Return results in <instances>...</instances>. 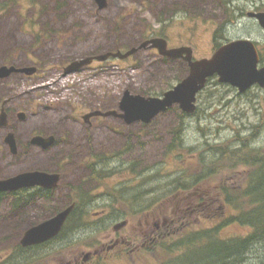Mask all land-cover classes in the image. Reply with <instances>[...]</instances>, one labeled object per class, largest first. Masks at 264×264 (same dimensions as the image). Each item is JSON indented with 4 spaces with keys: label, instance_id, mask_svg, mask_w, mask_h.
Here are the masks:
<instances>
[{
    "label": "rangeland",
    "instance_id": "rangeland-1",
    "mask_svg": "<svg viewBox=\"0 0 264 264\" xmlns=\"http://www.w3.org/2000/svg\"><path fill=\"white\" fill-rule=\"evenodd\" d=\"M1 5L5 6L4 16L7 15V18H1L4 23H1L0 29L10 27V36L6 39L7 47L0 52V63L11 58L14 63L21 64L27 62V57L34 59L36 56L46 64L45 69H49L67 59L87 58L84 54L95 51L97 55L117 51L125 53L153 38L165 39L169 47L192 48L195 58L209 57L213 55V49L221 44L239 39H249L261 50L262 56L264 54V29L247 16L248 13H262L264 0H107L106 7L100 12L92 0H0ZM55 37L59 39L58 45ZM73 60L64 66L58 65L59 73L53 70L46 73L47 76L59 77L45 80L44 84L53 83V86L48 88V92L42 90L34 93L38 98L33 93L29 97H21L25 90H31L29 83L25 84L26 87H14L12 92V97L17 98L15 104L28 114L24 123H15L19 146L27 142L32 128L57 134L66 130L67 141L44 156L38 150L20 146L22 154L15 160L8 151H3L0 156V178L22 170L50 172L55 165H65L57 194L60 204L54 202L57 208L68 201L69 186L86 181L87 171L81 166L70 165L83 163L82 159L85 157L86 160L90 148L97 154L106 153L97 161L106 166L102 170L111 175V179L107 180L109 185L104 188L111 200L101 193L103 189L96 182L84 181L82 190L92 194L87 199L91 202L90 206L84 208L89 223L84 219L86 222L77 224L70 236L76 241V253L100 248L101 243L96 246V242L98 239L101 242L103 235L112 232L113 225L118 221L116 216L130 221V228L120 229V234L127 238L139 230L149 231L152 221L161 214H166L169 222L173 216L176 223H180V216L185 218L184 222L174 227L175 231L184 227L203 231L221 224L220 217L214 218L222 205L223 194L220 190L223 187L231 189L242 186L249 167H229L226 162H219L213 169L215 166H211V162L219 155L212 148L222 150L228 144L230 149H236L245 139L248 147L264 151V89L255 86L239 94L237 89L218 83L217 77H213L197 96V110L192 116L185 117L175 106L159 115L151 126L142 129L143 135L148 137L144 141L120 144L97 136L95 131L90 147L82 130L68 119L72 106L81 104L102 107L106 111L117 110L125 91L144 98H159L184 79L188 70L181 62H162L158 55L141 50L134 61L111 60L103 72L93 71L92 74L86 72L61 78L63 70ZM31 102L33 104L29 106ZM48 105L54 109L46 110ZM137 128L121 130L137 133ZM171 133L176 138L180 137L176 144L181 147L175 145L172 150L169 148L173 144L170 143L173 137ZM117 150L121 153L116 154ZM1 164L7 165L8 169ZM210 167L216 171L199 179L196 184L189 180L188 177L198 172L203 174L205 168ZM179 176L187 178L184 183H179L186 190L172 191L170 184ZM95 180L103 183V178L98 176ZM142 191L146 194L143 198L140 195ZM76 194L73 196L75 200ZM187 201L193 206L186 207ZM111 203L118 211H114ZM44 207L45 211H41L45 215L51 207ZM141 208L146 209L140 211ZM0 210L6 216L7 204H1ZM103 210L107 214L101 218L95 217ZM145 219L151 223L149 228L143 224ZM138 221L141 226H138ZM29 224L1 221L0 234L24 232ZM97 228L104 231L100 232ZM248 232V228L235 223L220 228L218 234L232 238ZM130 238L133 248L145 243L135 240V237ZM173 240L170 238L166 246ZM108 243L104 242L105 245ZM90 246L91 249H85ZM136 248L126 250L124 255H110L101 264L155 262L147 251ZM154 256L159 261L164 257L163 249L158 247ZM257 258L260 264H264V249L261 247L251 249L244 264H253Z\"/></svg>",
    "mask_w": 264,
    "mask_h": 264
},
{
    "label": "flooded vegetation",
    "instance_id": "flooded-vegetation-1",
    "mask_svg": "<svg viewBox=\"0 0 264 264\" xmlns=\"http://www.w3.org/2000/svg\"><path fill=\"white\" fill-rule=\"evenodd\" d=\"M92 1L98 8V12L102 11L107 5V0H104L102 5L99 4L97 0H92ZM4 10H5V6L1 5L0 20L6 13V11ZM262 13H264V11H262ZM249 14L252 13H248L247 14L248 17ZM4 18H7V15H5ZM249 18L254 19V17H249ZM26 21L29 22L30 20L26 19ZM35 22L36 20L33 21V23ZM1 23L4 22L1 20L0 25ZM34 27L35 25L33 26V28ZM9 29L10 27L5 29H0V52L7 47L6 39L8 36H10ZM154 39L164 40L166 42L167 50L178 49V46L169 47L168 42L163 38H153L150 40H145L141 42L138 47H140L143 43ZM55 40H56V45H58L59 39L55 37ZM226 43H229V41L221 44L218 48L213 49L214 50L213 52H216L221 46H223ZM254 45L256 47V51L259 58L258 68H262L264 66V54L262 56L261 50L258 49L256 44ZM151 46L152 44L148 43L146 47L141 49L139 48L136 51V53L122 60L116 58H108L105 61H97L93 59L88 65L82 66L78 71H75L74 73L68 75H78L86 72L92 74L93 71L103 72L107 68L108 63L111 60L123 62L131 59L132 61H134L136 55L141 50L149 51L154 55H158L162 59V62L164 61L181 62L183 65H185L186 69L189 70L188 63L183 58H177V59L169 58L167 56L161 55L156 47H151ZM138 47H134V48H138ZM84 55L88 57L98 56L96 51ZM182 57H185V55H182ZM209 57L195 58L192 50V61L206 59ZM77 58L78 57L67 59L57 64V66L52 65L49 69H45L46 64L41 60V58L36 56L34 57V59L27 57V62L21 64L14 63L11 58L10 60H4L0 63V156H2V152L6 150L8 151V154L16 160L22 154L20 150L22 148H20V146L38 150V152L41 153L42 155L49 154V152L52 149H54L56 146L67 141L68 133L66 130L62 131L60 134H57L55 132L47 133L43 129L41 130V129L32 128L29 133L27 142L19 146V139L17 137V133L15 132L16 131L15 123H24L28 117V114L21 111V109H19L18 106L15 104V100L17 98L12 97V92L14 91V87H18V85L26 87L25 85L26 83H29L31 85V90L29 92H26L25 90V92L21 95V97L23 96L29 97V94L32 93L33 96H36L34 93H37V91H42V90H46V92H48L50 90L48 88L53 86V83H49L46 85L44 84V81L47 79L58 78L59 76L57 77L47 76L46 73L52 70L59 73L60 67L58 65L64 66L70 63L69 61L73 59L77 60ZM68 75L64 76V72H63V77L61 78L66 79ZM22 83H24V85H22ZM261 89H264V87ZM36 98H38V96H36ZM32 104L33 102L29 103V106H32ZM50 106L51 105H48V107H46V110L54 109L53 107ZM171 109L172 108L167 109L164 112L158 113L148 123H144L141 121L127 123L123 117L124 116L123 112L120 111L119 109V105L117 106V110L111 109L106 111L102 107H91L88 105L86 106V105L78 104V106L76 107L72 106L71 111L68 114L69 115L68 119L72 120L79 127V129L82 130L83 135L85 136V139L89 142L90 147L93 142L95 131H97V136L99 135V137L101 138L107 137L109 140L120 142V144H128V143L131 144L134 142L139 143L140 141L146 140L148 137L143 135L142 129L151 126L159 115L166 113ZM182 115H184L185 117L192 116V115H186L184 113H182ZM122 128H128V129L137 128L138 132L137 133L122 132L121 130ZM171 135H173V137L170 143L180 141L179 139L180 137L176 138L174 133H171ZM90 151L86 154L87 157L86 160L84 159L85 157L82 159L84 160L83 163L81 164L75 163V165L74 164L70 165L73 167L81 166L83 169H85L87 171V174L85 175L86 181L81 180L79 181V183L71 187L70 186L68 187L70 197L68 201L61 207L59 206L55 208L54 202L60 204V200L57 197V194L60 191L61 178L64 175L63 174L64 169H62V167H64L65 165H61V164L57 166L55 165L54 170L50 172L42 171V170H29V171L22 170L13 175L9 174L8 177L0 178V181H7L17 176L29 175L32 173H41V174H46L48 177H50L49 180L53 181L52 184L50 185H48L49 182L46 181L45 185L47 186L45 187L41 185H29V186L20 187L12 191H0V205L6 203L8 207L6 216H4L0 210V222L18 221L23 223H30L28 227L32 228L34 226L40 225L54 218L61 211L73 205V208L69 213V215L67 216L60 232L56 236L45 242L30 246H23L22 239L23 236L25 235V232L29 229L28 227H27L28 229H26L24 232L15 233V234H0V264H101V263H105V261L109 259L108 257L110 255L113 254L124 255L126 254V250L128 249H131L130 251H133V249L136 247L134 248L132 247V245L134 244L131 242L132 240L131 241L129 240L131 239L130 237H135V240L138 241L140 240L145 241V243L143 244L140 243V245H136L139 246L137 248H140L142 250V248L146 246L148 240L155 242L157 239L161 237L162 232L165 231V228L172 224V221L169 222L168 218H166L167 217L166 214H161L158 218H155L152 221L153 224L149 231L140 232L139 230L134 235H129L130 237L127 238V237H123L120 234V230L115 231L114 227L119 223L125 222L126 224L122 228V230L125 228H130V221L128 219H124L123 216H116L118 221L113 225L112 232L103 235L102 239L100 240L101 242H99V239L96 242V246L97 244L101 243L100 248L76 253V241L75 239H71L70 236L73 234V231L75 230L77 224L81 225V223L83 224L86 222L84 220L86 219V212H84V208H88L90 206L91 202L87 201V199L89 197V194L92 195L91 193L82 190V188L84 187L83 183L84 181L96 182L97 185H99V187L103 189L101 193H105L107 191L106 189L104 191L105 185L106 186L109 185L107 183V180L111 179L109 178V176L111 175H109L107 172H104L102 170L106 166L101 165L102 163L97 161L98 157H101L106 153L105 154H102V152L99 154L94 153L92 148H90ZM115 153L117 154L121 152L117 150L115 151ZM96 155H98L97 159H96ZM24 157L26 158L27 155L24 154ZM32 157H34L33 153H32ZM1 166L8 169L7 165L5 164H1ZM99 166L100 168H98ZM7 173H10V171H8ZM104 173L105 175H103ZM96 176L100 177L101 179L103 178L102 180L103 183L97 182L95 180ZM133 181H136V178H133ZM123 188H121L120 190H123ZM75 193H77L76 200L73 197ZM105 195L107 194L105 193ZM107 196L108 199L111 200V197L109 195ZM111 205L113 206L114 211H118V209L115 207L113 203H111ZM199 205L200 204H198V206ZM44 206L51 207V210L46 212L45 215L41 211V210L45 211ZM185 206L191 207L193 205H191L187 201L185 203ZM79 212L80 214L78 215V217H75L77 215L76 213ZM115 213H119V212H115ZM105 214H107V211L103 210L102 213H99L95 217L101 218ZM138 214L139 213L135 215ZM159 220H161V223H159ZM88 223L89 221L87 220V224ZM143 224L146 226V228H149L151 226V223L149 224V220L147 219H145ZM67 226H68V230H66ZM138 226H141L140 221H138ZM77 229L79 228L77 227ZM97 230L100 232L104 231V230H100L99 228H97ZM105 241H109V243L105 245L104 244ZM85 249H91V246Z\"/></svg>",
    "mask_w": 264,
    "mask_h": 264
},
{
    "label": "water",
    "instance_id": "water-1",
    "mask_svg": "<svg viewBox=\"0 0 264 264\" xmlns=\"http://www.w3.org/2000/svg\"><path fill=\"white\" fill-rule=\"evenodd\" d=\"M103 4L104 0H97ZM249 17H254L260 27L264 29V13H252ZM148 43L151 47H156L161 55L172 59L183 58L188 63V74L171 90L163 94L162 98H144L139 95H131L125 91L119 103V109L124 114L127 123L142 121L148 123L158 113L166 111L168 108L178 105L179 109L186 113H194L196 95L202 91L208 79L216 76L218 83L227 84L237 89L239 94L257 85L264 87V66L258 68V54L255 45L249 39H239L231 41L221 46L208 59L192 61V50L190 48L169 49L166 42L161 39H154L143 43L138 48H131L127 52H107L94 57H87L72 62L64 70V76L78 71L80 67L88 65L93 59L105 61L108 58L125 59L140 48H144ZM185 55V57H182ZM46 174L32 173L11 178L7 181H0V191H12L29 185H48L53 181L49 180ZM73 205L61 211L54 218L40 225L29 228L22 239L23 246L35 245L45 242L56 236L67 216L71 212ZM125 222L114 227L115 231L122 229Z\"/></svg>",
    "mask_w": 264,
    "mask_h": 264
},
{
    "label": "trees",
    "instance_id": "trees-1",
    "mask_svg": "<svg viewBox=\"0 0 264 264\" xmlns=\"http://www.w3.org/2000/svg\"><path fill=\"white\" fill-rule=\"evenodd\" d=\"M241 142V146L233 145L239 147L236 149H230L228 144L222 150L212 148L219 157L211 162V166H215L219 162H226L229 167L235 165L249 167L245 183L242 186L231 189L223 187L220 190L223 194L222 205L219 208L220 212L214 218L220 217L221 224L218 226L215 224L203 231L198 229H192V231L185 227V229L175 231L174 227L184 222L185 218L180 216L179 220L182 222L176 223L173 216L172 223L175 225L167 226L159 239L155 242L148 240L146 246L142 248L154 259L153 264H244L251 249L254 250L257 247L264 249V151L248 147L245 139H242ZM176 143L171 144L169 148L172 150L175 145L181 147ZM213 169H216V166ZM215 171L211 167L205 168L203 174L198 172L188 178L193 181V184H196L199 179ZM186 180L187 178L184 176L173 180L170 184L172 191L186 190L183 185H179L180 182L184 183ZM143 194L142 191L140 194L142 198L146 195ZM144 209L146 208H141L140 211ZM235 223L248 228L249 232L243 236L232 238H224L218 234L220 228ZM175 236L177 237L173 240ZM170 238L174 242L166 246V242ZM158 247L164 251V257L159 261L154 256ZM254 257L256 256L254 255ZM253 264H260L259 258Z\"/></svg>",
    "mask_w": 264,
    "mask_h": 264
}]
</instances>
